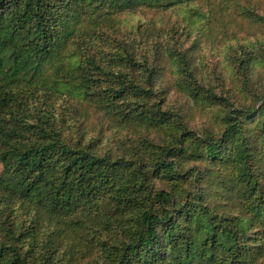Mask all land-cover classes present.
I'll use <instances>...</instances> for the list:
<instances>
[{
	"label": "trees",
	"instance_id": "16d2710c",
	"mask_svg": "<svg viewBox=\"0 0 264 264\" xmlns=\"http://www.w3.org/2000/svg\"><path fill=\"white\" fill-rule=\"evenodd\" d=\"M0 163V264H263L264 0H0Z\"/></svg>",
	"mask_w": 264,
	"mask_h": 264
},
{
	"label": "rangeland",
	"instance_id": "374dc122",
	"mask_svg": "<svg viewBox=\"0 0 264 264\" xmlns=\"http://www.w3.org/2000/svg\"><path fill=\"white\" fill-rule=\"evenodd\" d=\"M239 4L242 5V2H239ZM186 11L187 10L184 6L183 7L177 6V8L171 14H169L168 17L171 20L178 19L179 22L183 24V26H188L189 23H192L191 24L192 30L190 32L189 38L191 39L190 42H193L195 40V38L197 37L198 29L200 27L202 19L199 16H195L193 18V21L189 20ZM128 18H130V17H128ZM139 19L140 18H138V17H133V18H131L130 22L136 23ZM197 26H198V29H197ZM219 29H220L219 27L214 28V32H215L214 40H215V43L217 44V47L219 48L220 52L216 51L215 48L210 49L208 46H206V44H208V43L202 42L203 49H202V54L199 57V60H200V63L202 65L203 69H208V68L214 66L216 61L218 59H220L221 56H223V54L225 53L224 47L221 44V43H224L225 40L221 36V34L219 33L220 32ZM261 103H262L261 101L255 102L256 105H260ZM1 173H2V165L0 163V175H1ZM195 182H196V179L190 177L189 184L191 185V187L193 184H195ZM263 264H264V260H263Z\"/></svg>",
	"mask_w": 264,
	"mask_h": 264
}]
</instances>
